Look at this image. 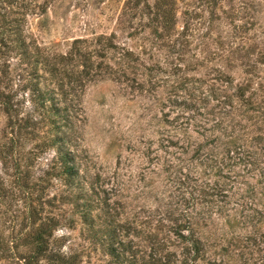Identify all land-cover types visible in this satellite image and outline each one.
<instances>
[{
    "label": "rangeland",
    "instance_id": "374dc122",
    "mask_svg": "<svg viewBox=\"0 0 264 264\" xmlns=\"http://www.w3.org/2000/svg\"><path fill=\"white\" fill-rule=\"evenodd\" d=\"M164 257L264 264V0H0V264Z\"/></svg>",
    "mask_w": 264,
    "mask_h": 264
},
{
    "label": "trees",
    "instance_id": "16d2710c",
    "mask_svg": "<svg viewBox=\"0 0 264 264\" xmlns=\"http://www.w3.org/2000/svg\"><path fill=\"white\" fill-rule=\"evenodd\" d=\"M243 95H244V94H243ZM67 172H68L69 176H73V173H72V172H70V171H67ZM69 172H70V173H69ZM46 250H47V249H45L44 251H46ZM185 250L187 251L186 254H187L188 256H192V255H193V257H194L195 259H197V260H198L199 258H201V253L203 252V248L201 247V242H200L199 240H195L193 246H192V247H188V248H186ZM40 251H41L40 253L43 252L42 249H41ZM169 256H172V255L169 254ZM162 259H163V262H164L165 259L170 260L171 257H170V258H168V257H164V258H162ZM162 259L159 260L158 263H162ZM24 260H26V259L24 258ZM60 260H62V259H60ZM62 261H63V260H62ZM164 263L166 264V262H164ZM70 264H75V263L71 262ZM162 264H163V263H162Z\"/></svg>",
    "mask_w": 264,
    "mask_h": 264
}]
</instances>
